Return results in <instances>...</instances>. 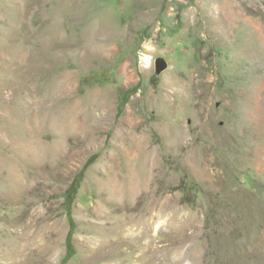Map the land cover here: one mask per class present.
Wrapping results in <instances>:
<instances>
[{
  "label": "rangeland",
  "instance_id": "374dc122",
  "mask_svg": "<svg viewBox=\"0 0 264 264\" xmlns=\"http://www.w3.org/2000/svg\"><path fill=\"white\" fill-rule=\"evenodd\" d=\"M18 254L264 264V0H0V264Z\"/></svg>",
  "mask_w": 264,
  "mask_h": 264
},
{
  "label": "bare ground",
  "instance_id": "6f19581e",
  "mask_svg": "<svg viewBox=\"0 0 264 264\" xmlns=\"http://www.w3.org/2000/svg\"><path fill=\"white\" fill-rule=\"evenodd\" d=\"M152 64H153V61L151 60V66H152ZM17 66V65H16ZM30 66V65H29ZM32 67V66H31ZM20 70V69H19ZM28 70H31V69H28ZM15 71V70H14ZM16 72V71H15ZM18 72H20V71H18ZM24 72V71H23ZM23 72H21V73H23ZM35 72V71H34ZM17 74V73H16ZM18 74H20V73H18ZM17 74V75H18ZM21 75V74H20ZM32 78V77H31ZM24 79V78H23ZM29 81V80H28ZM32 81V80H31ZM29 104H31L29 101L27 102V106H25L26 107V109H29ZM44 106H46V105H44ZM24 107V106H23ZM31 108V107H30ZM38 109V108H37ZM12 110V109H11ZM39 110V109H38ZM19 111V110H18ZM21 112V111H20ZM18 113V112H17ZM38 111L35 113H32V112H30V113H26V116L28 117V119H30V120H26L25 118H24V121L22 122V124L20 125L22 128H23V130H24V132H25V134L27 135V136H30V138L34 135V129H35V127L36 126H39V124H41V117H40V115L38 116ZM18 115V114H17ZM14 116H16V115H14ZM21 116V115H20ZM24 116V115H23ZM25 116V117H26ZM26 117V118H27ZM13 118V117H12ZM6 120V119H5ZM10 125V124H9ZM12 131V130H11ZM4 173V172H3ZM29 193V192H28ZM30 195V194H29ZM23 206V205H22ZM6 255V254H5ZM14 256H16V255H14ZM13 256V257H14ZM8 257V256H7ZM17 260H18V258H19V260H18V262L17 261H15L14 263L15 264H23L25 261H27L28 260V256H27V254H18L17 256ZM29 257H30V259H31V255H29ZM10 258V257H9ZM12 259V258H11ZM42 259V258H41ZM11 261V260H10ZM29 261V260H28ZM44 262H48V259L47 260H45L44 259Z\"/></svg>",
  "mask_w": 264,
  "mask_h": 264
},
{
  "label": "water",
  "instance_id": "95a60500",
  "mask_svg": "<svg viewBox=\"0 0 264 264\" xmlns=\"http://www.w3.org/2000/svg\"><path fill=\"white\" fill-rule=\"evenodd\" d=\"M169 69V63L164 58H159L155 62L156 73L161 75Z\"/></svg>",
  "mask_w": 264,
  "mask_h": 264
},
{
  "label": "clouds",
  "instance_id": "9594fccd",
  "mask_svg": "<svg viewBox=\"0 0 264 264\" xmlns=\"http://www.w3.org/2000/svg\"><path fill=\"white\" fill-rule=\"evenodd\" d=\"M149 51H152V49L149 48ZM138 55H139V57H140L141 63L143 64V66H144L145 68L151 66V60H152V57H151V56L146 55V54L143 53V52L138 53Z\"/></svg>",
  "mask_w": 264,
  "mask_h": 264
},
{
  "label": "trees",
  "instance_id": "16d2710c",
  "mask_svg": "<svg viewBox=\"0 0 264 264\" xmlns=\"http://www.w3.org/2000/svg\"><path fill=\"white\" fill-rule=\"evenodd\" d=\"M67 242H68V249H69V251L73 252L72 231H71V233L68 236V241Z\"/></svg>",
  "mask_w": 264,
  "mask_h": 264
}]
</instances>
